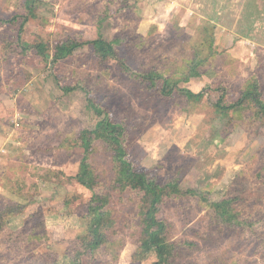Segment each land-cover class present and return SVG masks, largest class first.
Masks as SVG:
<instances>
[{
    "label": "rangeland",
    "instance_id": "obj_1",
    "mask_svg": "<svg viewBox=\"0 0 264 264\" xmlns=\"http://www.w3.org/2000/svg\"><path fill=\"white\" fill-rule=\"evenodd\" d=\"M99 38L120 41L136 74L100 58ZM58 45L83 46L56 61ZM166 79L179 84L164 98ZM256 96L264 102V0H0V264H264ZM106 116L125 129L122 159L149 184L187 193L159 214L169 238L186 242L178 256L138 253L143 194L113 189L115 148L94 135L88 164L117 224L111 244L85 250L93 193L76 177L86 131ZM225 200L245 222L225 214Z\"/></svg>",
    "mask_w": 264,
    "mask_h": 264
},
{
    "label": "trees",
    "instance_id": "obj_2",
    "mask_svg": "<svg viewBox=\"0 0 264 264\" xmlns=\"http://www.w3.org/2000/svg\"><path fill=\"white\" fill-rule=\"evenodd\" d=\"M17 17L12 21H1V23H11L18 22ZM25 24V23H24ZM24 24L20 26L19 35L23 33ZM95 52L100 56V58L110 57L117 61L122 70L129 74H136L132 72L131 67L126 62V59L120 58V41L115 42H105L102 38L95 40L91 43ZM83 45H74V46H65L58 45L55 50V60L59 61L61 59H66L72 56L75 51ZM28 47V46H27ZM25 47V48H27ZM30 47V46H29ZM35 48L40 52L44 53V46L36 45ZM193 75V71L188 70L185 77L182 81L187 82L189 77ZM146 76L144 73L143 77ZM148 77L151 78L150 83L155 85V81L151 75L148 73ZM181 81V82H182ZM179 84V83H178ZM176 82H172L169 79L165 80V87L160 92V96L167 98L175 88L178 87ZM178 93L186 97L189 101L195 102L202 99L204 96L203 93L195 94L187 89L178 90ZM255 95V92H254ZM256 103L264 109V102L259 99L258 96L254 97ZM90 100V99H89ZM221 103L217 106L218 110L224 112L227 109L224 104V99L220 100ZM92 103L93 101L90 100ZM94 103V102H93ZM92 106L95 111L101 113L103 108L96 105L95 103ZM243 105V100L238 102V105ZM239 105V106H240ZM230 106L229 108H233ZM229 110V109H228ZM123 126L119 123L113 122L109 116H106L102 121L97 125L96 130L93 132H87L85 134V157L82 161L79 174L77 175V181L89 189L93 193V197L89 206V211L92 216L91 221L93 225V232L91 235L90 241L84 245L85 250H89L93 253L96 249H101L106 244H111L109 242V232L116 226L117 222L112 218V214H117L116 210L111 209L110 205V196L103 194L98 191L99 181L98 175L95 173L93 167L88 164V156L93 153L92 142L94 135L97 139H103L106 146L110 149L115 148L114 158L115 166L113 168L114 176L112 178L113 189L116 191L128 190L129 188L133 191L143 194V202L139 211V222L138 227L140 228V238L138 241V253L139 254H148L150 252H155L159 263L163 262L167 257L178 256L179 248L186 244V242H176L172 241L169 238L168 229L170 228L167 221L159 218V214L162 210V206L166 205L169 199H176L182 197H188L187 193H183L177 182L173 181L167 185L159 184L158 182L149 184L144 175L137 173L134 170V167L128 161L122 159V156L125 154L121 140L125 139ZM202 198L205 197V194H200ZM205 199V198H204ZM206 200V199H205ZM232 200H225L219 203V206L223 208L226 215H228L231 220L237 224L245 222L242 221L232 209L231 206ZM114 210V211H113ZM4 226L0 224V230ZM115 231V230H114ZM86 240L84 241V243ZM192 245V243H188Z\"/></svg>",
    "mask_w": 264,
    "mask_h": 264
}]
</instances>
